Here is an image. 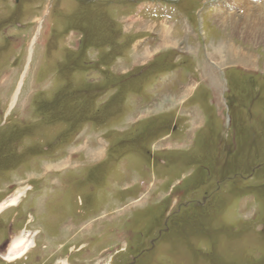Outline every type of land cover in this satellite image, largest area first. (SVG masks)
<instances>
[{
	"label": "rangeland",
	"instance_id": "obj_1",
	"mask_svg": "<svg viewBox=\"0 0 264 264\" xmlns=\"http://www.w3.org/2000/svg\"><path fill=\"white\" fill-rule=\"evenodd\" d=\"M22 188L0 264H264V0H0Z\"/></svg>",
	"mask_w": 264,
	"mask_h": 264
},
{
	"label": "bare ground",
	"instance_id": "obj_2",
	"mask_svg": "<svg viewBox=\"0 0 264 264\" xmlns=\"http://www.w3.org/2000/svg\"><path fill=\"white\" fill-rule=\"evenodd\" d=\"M243 1V0H242ZM235 3V2H234ZM260 6V5H259ZM232 7V6H231ZM235 10V9H234ZM166 34V33H165ZM167 36V35H166ZM24 192V188L18 189L13 192L10 196H8L5 200L3 199L0 202V212L5 209L7 206H11L12 204H17L20 195ZM13 206V205H12ZM34 245V241L32 238L27 236V233H21L20 235H16L7 245L6 252L2 255L6 260L13 261L16 258L22 256V254L26 253V251ZM33 249V248H32ZM29 252V251H28Z\"/></svg>",
	"mask_w": 264,
	"mask_h": 264
},
{
	"label": "flooded vegetation",
	"instance_id": "obj_3",
	"mask_svg": "<svg viewBox=\"0 0 264 264\" xmlns=\"http://www.w3.org/2000/svg\"><path fill=\"white\" fill-rule=\"evenodd\" d=\"M6 251H4V253H5ZM3 253V254H4ZM0 260H4V261H6V259L0 254Z\"/></svg>",
	"mask_w": 264,
	"mask_h": 264
}]
</instances>
